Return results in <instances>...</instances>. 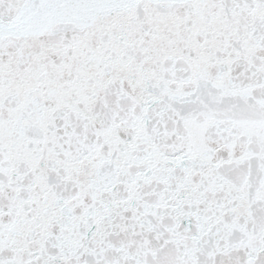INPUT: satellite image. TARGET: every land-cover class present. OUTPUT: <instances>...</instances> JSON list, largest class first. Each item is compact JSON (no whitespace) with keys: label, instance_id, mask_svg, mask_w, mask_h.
<instances>
[{"label":"snow or ice","instance_id":"6c2138e0","mask_svg":"<svg viewBox=\"0 0 264 264\" xmlns=\"http://www.w3.org/2000/svg\"><path fill=\"white\" fill-rule=\"evenodd\" d=\"M0 264H264V0H0Z\"/></svg>","mask_w":264,"mask_h":264}]
</instances>
